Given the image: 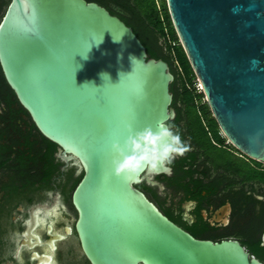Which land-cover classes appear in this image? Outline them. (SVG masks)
<instances>
[{
  "label": "water",
  "instance_id": "95a60500",
  "mask_svg": "<svg viewBox=\"0 0 264 264\" xmlns=\"http://www.w3.org/2000/svg\"><path fill=\"white\" fill-rule=\"evenodd\" d=\"M165 3L221 135L264 163V0ZM0 69L57 158L82 173L71 201L90 264H263L238 241L196 239L136 188L171 171L140 180L113 173L111 144L123 143L126 125L157 130L175 117L168 64L148 58L118 17L86 0H10Z\"/></svg>",
  "mask_w": 264,
  "mask_h": 264
},
{
  "label": "flooded vegetation",
  "instance_id": "af4514ba",
  "mask_svg": "<svg viewBox=\"0 0 264 264\" xmlns=\"http://www.w3.org/2000/svg\"><path fill=\"white\" fill-rule=\"evenodd\" d=\"M171 108L175 112L172 103ZM175 118L176 112L174 119L169 122H173ZM21 136L4 135L0 144L17 146L18 143L19 146L23 143ZM34 140V137L30 140L33 146L40 149V143ZM232 153L236 158H244ZM57 154L58 148L54 158L55 162L61 163L59 173L44 185L37 183L22 189L19 184L18 189L13 192L14 169L0 172V264H17L11 255L14 248L11 236L16 231L25 232L18 217L21 214L30 216L36 207L51 210L57 200L62 201L63 208L59 210L58 217L49 218L43 228L34 216L29 220L26 238L21 241L26 248L23 254L24 264H90L81 250L75 230L77 213L71 201L74 189L69 200L64 198L61 191L66 185L65 172L74 168L73 177H77L81 171L72 162L65 167ZM183 156L177 157L172 165H176ZM251 161L249 160V181L231 177L222 170L206 171L205 166L198 161L191 167L182 165L178 169L176 165L177 173L171 165L169 175L151 177V181L157 185L147 184L143 180L136 188L163 215L193 237L213 242L238 241L250 256L264 264V163ZM192 170L195 171L191 173ZM254 173L262 179L253 178ZM47 191L53 192L50 201L45 195ZM45 201L49 202L44 204ZM41 239L47 242V249L50 251L38 247Z\"/></svg>",
  "mask_w": 264,
  "mask_h": 264
},
{
  "label": "trees",
  "instance_id": "16d2710c",
  "mask_svg": "<svg viewBox=\"0 0 264 264\" xmlns=\"http://www.w3.org/2000/svg\"><path fill=\"white\" fill-rule=\"evenodd\" d=\"M86 1L104 7L131 28L145 47L148 58L160 59L168 64L174 78L169 91L176 112L175 120L170 123L179 128L182 139L190 149L176 162L177 168L182 165L191 167L200 161L206 171L222 170L231 177L249 181V159L232 146L226 145L202 92L197 89V80L172 27L165 0ZM9 2L10 0H0V20ZM8 134H20L23 139L19 146L16 142L18 147L0 144V172L14 169L13 192L18 189L19 184L22 189L37 183L47 184L59 173L61 163L55 162L54 158L57 146L40 135L6 84L0 69V143L4 140L3 136ZM32 137L36 139L35 142L40 143V149H35L30 141ZM232 152L244 158H236ZM176 165H172L175 173L178 172ZM73 173L74 168L65 172L66 185L61 191L66 200H69L72 190L82 177V173L77 177H73ZM253 178L262 179L256 173ZM254 253L258 254L256 251Z\"/></svg>",
  "mask_w": 264,
  "mask_h": 264
},
{
  "label": "clouds",
  "instance_id": "9594fccd",
  "mask_svg": "<svg viewBox=\"0 0 264 264\" xmlns=\"http://www.w3.org/2000/svg\"><path fill=\"white\" fill-rule=\"evenodd\" d=\"M258 63L259 61H253L254 65ZM126 132L127 136L122 144L119 141H114L111 144L112 171L117 176L128 175L140 180L144 174H159L161 170L170 172V166L175 159L190 150L188 144L182 139L179 128L164 120L159 121L157 130L151 126L137 130L128 124ZM45 195L50 201L53 192L47 191ZM49 201H45L44 204ZM62 208V201L57 200L51 210L45 211L44 207H36L30 216L21 214L18 217L25 232L16 231L11 236L14 245L11 255L17 264H24L23 254L26 248L21 241L26 238L25 233L29 220L34 216L43 228L49 218L58 217V212ZM52 223H55V220H52ZM38 247L47 249V242L41 239ZM47 250L50 251V249ZM144 264H147V261Z\"/></svg>",
  "mask_w": 264,
  "mask_h": 264
},
{
  "label": "built area",
  "instance_id": "2783aa9c",
  "mask_svg": "<svg viewBox=\"0 0 264 264\" xmlns=\"http://www.w3.org/2000/svg\"><path fill=\"white\" fill-rule=\"evenodd\" d=\"M197 89L201 92V87L198 82H197Z\"/></svg>",
  "mask_w": 264,
  "mask_h": 264
},
{
  "label": "rangeland",
  "instance_id": "374dc122",
  "mask_svg": "<svg viewBox=\"0 0 264 264\" xmlns=\"http://www.w3.org/2000/svg\"><path fill=\"white\" fill-rule=\"evenodd\" d=\"M115 10H117V9H115ZM117 11H119V10H117ZM120 12V11H119Z\"/></svg>",
  "mask_w": 264,
  "mask_h": 264
}]
</instances>
